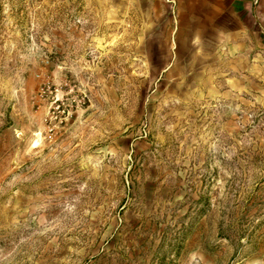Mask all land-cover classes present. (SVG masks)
Here are the masks:
<instances>
[{"label": "rangeland", "instance_id": "rangeland-1", "mask_svg": "<svg viewBox=\"0 0 264 264\" xmlns=\"http://www.w3.org/2000/svg\"><path fill=\"white\" fill-rule=\"evenodd\" d=\"M229 1L0 0V264H264V0L242 55Z\"/></svg>", "mask_w": 264, "mask_h": 264}, {"label": "crops", "instance_id": "crops-1", "mask_svg": "<svg viewBox=\"0 0 264 264\" xmlns=\"http://www.w3.org/2000/svg\"><path fill=\"white\" fill-rule=\"evenodd\" d=\"M244 6L237 10L236 7V0H230L228 3L229 7V14L235 18V23L237 24L236 29L232 31V29H228L230 32L227 33L226 37V48L228 53L227 54H236V55H242L243 49L245 47H248L250 44L259 45V33L254 32V27H257L259 25L257 17H254V14H252V3H254V0H242ZM251 6V7H250ZM238 19V20H237ZM241 20V23H240ZM249 22V24H246ZM244 29H249L250 31L245 32ZM257 31V30H255ZM247 35H250L248 37ZM235 41H231L228 38H236ZM247 41H250V44H247Z\"/></svg>", "mask_w": 264, "mask_h": 264}]
</instances>
